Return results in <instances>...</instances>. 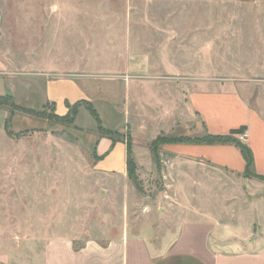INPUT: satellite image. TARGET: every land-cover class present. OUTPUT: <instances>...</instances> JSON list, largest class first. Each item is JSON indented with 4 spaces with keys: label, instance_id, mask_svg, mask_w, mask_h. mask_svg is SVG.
I'll use <instances>...</instances> for the list:
<instances>
[{
    "label": "rangeland",
    "instance_id": "rangeland-1",
    "mask_svg": "<svg viewBox=\"0 0 264 264\" xmlns=\"http://www.w3.org/2000/svg\"><path fill=\"white\" fill-rule=\"evenodd\" d=\"M141 56L155 67L150 75L129 72ZM75 78L97 88L92 101L105 122L107 100L118 104L113 118L123 130L107 136L124 141L134 162L136 149L152 166L135 162L129 179L95 171L97 122L87 104L66 123L54 118L59 112L47 95L50 81L73 79L50 91L82 96ZM146 81L170 116L152 110L153 125L142 131L139 122L150 113L141 103ZM193 81L196 89L235 90L264 116V0H0V95L44 115H11L12 101L0 107V255L26 262L33 209H47L48 220L65 211L68 224L83 222L84 236L99 237L117 235L137 211L156 222L164 207L183 208L184 219L199 218L191 208L251 210L264 178L249 182L198 164L175 173L166 143L152 147L157 137L198 143L208 135L183 99ZM123 102L132 109V130Z\"/></svg>",
    "mask_w": 264,
    "mask_h": 264
},
{
    "label": "crops",
    "instance_id": "crops-1",
    "mask_svg": "<svg viewBox=\"0 0 264 264\" xmlns=\"http://www.w3.org/2000/svg\"><path fill=\"white\" fill-rule=\"evenodd\" d=\"M233 1L252 3L259 0ZM129 67V72L143 75H150L155 68L143 56ZM65 80L75 84L73 79L50 81L48 84V99L55 103L58 115L67 114L68 105L87 100L81 97H87L95 107L92 97L97 94V88L88 84L87 80L74 79L85 91L82 96L80 93L71 98L72 94L69 93L59 97L50 91L51 85L64 83ZM149 83L144 82L146 87L142 91L144 96H141L143 110L147 114L150 112L149 117L139 122L138 126L142 131L153 125L148 120L156 118L152 117V110H161L162 119L170 116L167 113L168 108L164 107V100L157 94L155 97L151 96ZM132 89L128 85L130 98ZM184 89L183 99L187 109L193 116L197 114L201 118L207 134L227 135L233 129L246 126L244 143L253 153V172L255 177H264V116L253 109L235 90L196 89L194 81L187 82ZM107 101L104 111L111 115L108 122L104 121L103 111L95 107L102 125L109 130L122 131L113 118L114 114L119 116L121 108L115 101ZM123 103L125 127L132 130V109L128 103ZM165 112L167 116L164 115ZM95 130L98 135L92 146L97 156L95 171L109 177L129 179L127 144L100 134L98 123ZM234 137L237 139L238 135ZM133 152L138 167L152 166L151 160L143 165L138 158V151L133 149ZM163 152L171 157L175 173L184 165L198 164L205 171L208 168L226 170L241 180L251 181L250 176L246 175L247 161L241 149L234 143L169 142L163 146ZM254 200L258 202L253 203V208L246 211L233 208H209L202 211L191 208L189 210L199 217L193 219L183 218V208L164 207L156 222L147 220L146 210L137 211L134 218H125V223L117 235L105 237L90 234L84 236L86 230L83 222L78 224L75 220L74 224H68L65 211H60L57 220H48L51 214H48L47 209H43V212L33 209L29 229L32 235L26 262L0 255V264H264V194L258 193ZM128 211L125 208L127 215ZM81 239L82 243L79 242Z\"/></svg>",
    "mask_w": 264,
    "mask_h": 264
},
{
    "label": "trees",
    "instance_id": "trees-1",
    "mask_svg": "<svg viewBox=\"0 0 264 264\" xmlns=\"http://www.w3.org/2000/svg\"><path fill=\"white\" fill-rule=\"evenodd\" d=\"M8 101H12L10 107H11V115L14 114L15 112H21V113H26L34 116H40L43 117L44 115L41 113L36 112L33 109L30 108H25L24 106L18 105L14 102L13 96L12 95H0V107L1 106H6L8 104ZM79 101L75 103L74 105H68V113L60 116V115H54V118L62 121V122H72L73 117L77 115L78 113V108L79 105L81 104H87L88 109L92 112V115L96 119L98 123V130L102 134L109 135L113 137L114 133L116 131L109 130L103 127L101 119L99 117V114L97 110L93 107V105L88 102V101ZM73 116V117H72ZM50 118L49 116H47ZM72 118V119H70ZM10 123V117L6 120V127L8 128ZM246 130V126H242L238 129H233L229 134L227 135H213V134H208L206 137L203 139H199L198 143H207V144H223V143H234L236 144L242 151L246 161H247V169H246V175L247 176H252L255 175L253 172V164H254V158H253V153L251 149L245 144L236 139L234 136L238 135ZM169 142H180L179 139H173V138H168V137H157L155 141L152 143V147L157 144V143H169ZM133 169H135V162L130 156V147L128 148V172L129 174L133 173ZM259 177V176H258ZM264 178V177H262Z\"/></svg>",
    "mask_w": 264,
    "mask_h": 264
},
{
    "label": "built area",
    "instance_id": "built-area-1",
    "mask_svg": "<svg viewBox=\"0 0 264 264\" xmlns=\"http://www.w3.org/2000/svg\"><path fill=\"white\" fill-rule=\"evenodd\" d=\"M239 137H240L241 139L246 138V131L240 133V134H239Z\"/></svg>",
    "mask_w": 264,
    "mask_h": 264
}]
</instances>
